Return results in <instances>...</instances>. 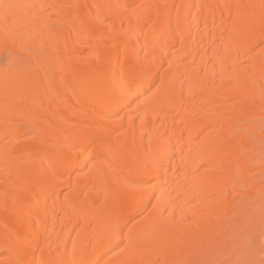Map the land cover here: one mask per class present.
<instances>
[{"label":"bare ground","instance_id":"bare-ground-1","mask_svg":"<svg viewBox=\"0 0 264 264\" xmlns=\"http://www.w3.org/2000/svg\"><path fill=\"white\" fill-rule=\"evenodd\" d=\"M89 261L264 264V0H0V264Z\"/></svg>","mask_w":264,"mask_h":264},{"label":"snow or ice","instance_id":"snow-or-ice-1","mask_svg":"<svg viewBox=\"0 0 264 264\" xmlns=\"http://www.w3.org/2000/svg\"><path fill=\"white\" fill-rule=\"evenodd\" d=\"M109 87L116 89V88H120L122 89V85H120L119 83H113L112 81H109ZM152 167H155V165H151ZM150 184V182H149ZM152 198H155V196H153ZM118 228H119V224L118 221H112L108 224H106L100 233V238L104 239V238H108L109 241L118 238ZM117 247H119V245H117ZM88 264H99L98 261H89ZM209 264H211V262H209ZM216 264H220V262H216Z\"/></svg>","mask_w":264,"mask_h":264}]
</instances>
